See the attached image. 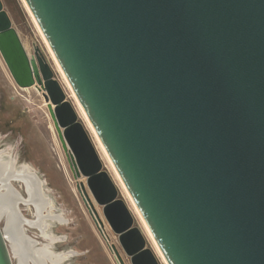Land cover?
Here are the masks:
<instances>
[{"label": "water", "instance_id": "water-1", "mask_svg": "<svg viewBox=\"0 0 264 264\" xmlns=\"http://www.w3.org/2000/svg\"><path fill=\"white\" fill-rule=\"evenodd\" d=\"M24 1L167 264H264V0ZM0 55L18 87L41 91L116 263L121 249L160 264L1 0ZM0 264H13L1 226Z\"/></svg>", "mask_w": 264, "mask_h": 264}, {"label": "rangeland", "instance_id": "rangeland-1", "mask_svg": "<svg viewBox=\"0 0 264 264\" xmlns=\"http://www.w3.org/2000/svg\"><path fill=\"white\" fill-rule=\"evenodd\" d=\"M1 1L4 10L8 13L12 21L13 27L19 33L20 38L29 53L33 54L35 48L41 51L46 62L52 69L54 78L58 80L62 86L67 100L74 106L78 114L79 121L82 122L87 130L90 139L92 140L94 146L96 147V151L102 160L104 169H106L113 182L118 187V197L122 198L130 211H132L135 217V225H138L144 233V236L147 239V245L154 251L159 263L167 264L165 259L164 262L157 253L156 248L151 241V238H153L152 235L150 238L144 229L143 218H139L133 209L130 199L120 186L113 169L105 159L91 130L87 126L85 119L79 113L78 106L74 99L75 94L71 92L72 89L69 83V86L65 83L61 74L62 70L61 72L58 70V63L56 65L57 61L55 57V60L52 58L53 53L36 21H34L35 19H33L32 14L29 13L22 0ZM77 103L79 104L78 100ZM0 155L3 156L4 160L12 158L13 161H15L17 168L22 165L29 166L43 182L42 188L48 195V199L52 200L51 202H53L54 211H59L64 215L66 223L54 224L52 231L58 237L57 242L53 246V250L55 252H72V255L65 261V264H117L114 256L108 250L106 242L97 231L79 193L77 192L75 187L76 181L72 177L66 156L58 139L57 132L54 128L53 121L49 115L46 102L41 91L35 86L28 88L18 87L12 79L1 55ZM115 172L117 173L116 169ZM119 180L121 181L120 177ZM13 186L24 195L22 187L15 182L13 183ZM133 204L135 205L134 202ZM20 208L26 218L32 217L30 210H27L23 205H21ZM135 208L137 209L136 205ZM97 209L99 210V208ZM3 224V220L0 219V226L2 227ZM105 231L109 236V243H114L118 246L117 237L107 226ZM27 232L32 237L37 239L39 244L44 241V239L39 236L37 230L28 229ZM148 232L151 234L149 229ZM120 253L125 264H130L129 259L124 255L121 249ZM12 262L13 264H16L14 257Z\"/></svg>", "mask_w": 264, "mask_h": 264}, {"label": "bare ground", "instance_id": "bare-ground-1", "mask_svg": "<svg viewBox=\"0 0 264 264\" xmlns=\"http://www.w3.org/2000/svg\"><path fill=\"white\" fill-rule=\"evenodd\" d=\"M23 1V3L26 5V3H25V1L24 0H22ZM26 8L28 9V7H27V5H26ZM28 11H29V13L31 14V12H30V10L28 9ZM34 19V18H33ZM35 21V20H34ZM52 58L54 59V56H53V54H52ZM55 60V59H54ZM56 62V61H55ZM56 65H57V62H56ZM57 68H58V70L61 72V69L59 68V66L57 65ZM61 74H62V76H63V78H64V80H65V83L67 84V86H69L68 85V82L66 81V79H65V77H64V75H63V73L61 72ZM71 92L73 93V91L71 90ZM74 99H75V102H76V104H77V106H78V109H79V113L81 114V116L85 119V122H86V124H87V126L89 127V129L91 130V132H92V134H93V136H94V138H95V140H96V142H97V144H98V146L100 147V149H101V151H102V153H103V155H104V157H105V159L107 160V162L109 163V165L111 166V168L113 169V172H114V174H115V176L117 177V179H118V181H119V183H120V186L123 188V190L126 192V194H127V196H128V198L130 199V202H131V204H132V206H133V209L135 210V212L137 213V215H138V217L140 218L141 216L139 215V213H138V211H137V209L135 208V205L133 204V202H132V199H131V197L129 196V194H128V192H127V190L125 189V187L123 186V184L121 183V181L119 180V177H118V175H117V173L115 172V169H114V167H113V165H112V163H111V161H110V159H109V157H108V155H107V153L105 152V149L103 148V146L101 145V143H100V141H99V139L97 138V136H96V134H95V132H94V130H93V128H92V126H91V124H90V122H89V120H88V118H87V116L85 115V113H84V111H83V109L81 108V106L77 103V100H76V98H75V96H74ZM11 179H14V180H20V182L21 181H23L25 184H26V189H27V192H28V195H29V199L31 198V200H32V198H35V199H37V200H39L40 199V195H39V193H38V188H37V185H36V183L38 184V186H39V188H40V186H42L41 184H43V182L40 180V178L36 175V173L34 172V171H32V169L29 167V166H27V165H22V166H20L19 168H17V166H16V163H15V161H13V159L12 158H9L8 160H4V158H3V156L2 155H0V219H3V218H5V219H8L9 217L10 218H12L13 217V208L10 206V204H9V206H8V202H7V200H8V198H7V195L8 194H10L9 192L10 191H12L13 193H15L16 195H18V197H17V200H18V198H21L22 199V197H20V194L18 193V192H16V189L12 186V184L10 183V180ZM16 183V182H15ZM18 183H19V181H18ZM21 186H23V184L21 185ZM24 193V192H23ZM45 194V193H44ZM46 195V194H45ZM20 199V200H21ZM46 199V198H45ZM16 200V201H17ZM15 201V202H16ZM22 201V200H21ZM12 202V201H11ZM20 202V201H19ZM46 202V201H45ZM37 203V202H36ZM14 204V203H13ZM18 204V203H17ZM38 204V203H37ZM49 204V207H48V209H47V213L49 214H47L49 217H52V216H55V218H57L59 221L60 220H62V218H61V215H53L52 213H51V209H52V203L50 202V203H48ZM48 206V205H47ZM34 207V206H33ZM32 209V208H31ZM46 209V208H45ZM17 212H18V210H17ZM58 214V213H57ZM4 220V219H3ZM36 220V219H35ZM38 220V219H37ZM36 220V221H37ZM141 221H143L142 219H140ZM5 221V220H4ZM25 221V220H24ZM39 221V220H38ZM10 222V221H9ZM8 222V223H9ZM22 222V221H21ZM24 223V222H23ZM38 223V222H37ZM13 224V223H12ZM62 224H64V223H62ZM16 225H17V223H16ZM49 225V223L47 222V221H45V220H42L41 221V229H42V234L44 235V234H46V227ZM15 226V225H14ZM143 226H144V229L146 230V232L148 233V235H149V237L151 238V234H149V232H148V229H147V227H146V225H145V223H144V221H143ZM21 227V226H20ZM36 227V226H35ZM53 227V226H52ZM3 228V230L5 229L4 227H2ZM12 228V227H11ZM15 229V228H14ZM16 229H18L17 227H16ZM15 229V230H16ZM22 229H23V227H22ZM12 229H10V231H11ZM21 230V229H20ZM26 230V229H25ZM13 231V230H12ZM19 230H17V231H15L14 233H12V235L10 234V235H8V234H6V232H5V230H4V237H5V239L6 238H8L9 240H10V250H11V257L13 256L14 257V260H15V263L16 264H22V260H21V245H20V240H19V237L21 236H19ZM10 233V232H9ZM27 235V234H26ZM42 235V236H43ZM40 236V235H39ZM24 238V237H23ZM22 239V238H21ZM23 241V240H22ZM22 241H21V243H22ZM151 241L153 242V244H154V246H155V248H156V251H157V253L159 254V256L161 257V259L164 261V257L162 256V254H161V251L159 250V248H158V246H157V244L155 243V241L153 240V238H151ZM38 242V241H37ZM31 243V242H30ZM33 243V242H32ZM53 243V242H52ZM9 244V243H8ZM22 244H25V243H22ZM34 244V243H33ZM40 245V244H39ZM43 245V244H42ZM26 246V244L23 246V247H25ZM35 246V245H34ZM27 247V246H26ZM37 248V247H36ZM34 249V248H33ZM48 250V247H46V246H42V247H40V248H38V249H36V252H37V255H38V257H39V260L41 259V260H46V259H49L50 261H51V264H56V262H57V264L59 263V261H58V257H59V254H62V253H59L58 254V257H51L50 256V254H48V253H46V251ZM32 251V250H31ZM30 253V252H29ZM28 254V253H27ZM65 254H67V253H65ZM64 254V255H65ZM33 255V254H32ZM68 255V254H67ZM34 256V255H33ZM36 256V255H35ZM70 256V255H69ZM60 257H63L62 255L60 256ZM64 258V257H63ZM65 260H67V259H65ZM64 260V261H65ZM38 261V260H37ZM47 262V261H46ZM165 262V261H164ZM25 263V262H24ZM42 263V262H41ZM47 264V263H46ZM49 264V263H48ZM166 264V263H165Z\"/></svg>", "mask_w": 264, "mask_h": 264}, {"label": "flooded vegetation", "instance_id": "flooded-vegetation-1", "mask_svg": "<svg viewBox=\"0 0 264 264\" xmlns=\"http://www.w3.org/2000/svg\"><path fill=\"white\" fill-rule=\"evenodd\" d=\"M37 48H35L36 50ZM34 50V51H35ZM19 181V183H18ZM14 180V179H11L10 180V183L12 184L13 186V183L16 182L20 187H22L23 189V192H24V195L21 194V192L17 189H16V192H18L20 194V197L21 198H18L17 200V197L18 195H16L15 193H13L12 191H10L7 195V204L13 208V217L12 218H8V219H1L3 220L4 224L2 227H4L5 229V232L6 234L8 235H12V233H14L15 231L19 230V240H20V245H21V260H22V264H51V261L49 259H46V260H39V257L37 255V252H36V249L42 247V246H46L48 247V250L46 251V253L50 254L51 257H58V254L59 253H62V252H55L53 250V246L54 244L57 242L58 240V237L54 234V232L52 231V226L56 223L58 224H62V223H66L65 221V218H64V215L59 212V211H54V207H53V202H51L52 200H49L48 199V195L44 192L42 186H38V184L36 183L37 185V188H38V193L40 195V199L37 200L35 198H31L29 199V195H28V192H27V189H26V184L20 180ZM23 184V186H21ZM42 185V184H41ZM14 187V186H13ZM46 195H45V194ZM46 198V199H45ZM22 201H21V200ZM17 200V201H16ZM12 201V202H11ZM16 201V202H15ZM20 201V202H19ZM46 201V202H45ZM38 204H37V203ZM52 203V209H51V213L53 215H61V218L62 220H58L57 218H55V216H52V217H49L48 213H47V209L49 207V204L48 203ZM14 203V204H13ZM18 203V204H17ZM21 205H23L24 207H26L27 210H30L31 214H32V217L31 218H26L21 210ZM48 205V206H47ZM34 206V207H33ZM32 208V209H31ZM46 208V209H45ZM18 210V212H17ZM48 215H47V214ZM58 213V214H57ZM37 221H36V220ZM25 220V221H24ZM42 220H45L49 223V225L46 227V234H42V229H41V221ZM10 221V222H9ZM22 221V222H21ZM9 222V223H8ZM24 222V223H23ZM38 222V223H37ZM13 223V224H12ZM17 223V225H16ZM15 225V226H14ZM21 226V227H20ZM36 226V227H35ZM12 227V228H11ZM16 227L18 229H16ZM23 227V229H22ZM16 230H15V229ZM10 229H12L10 231ZM21 229V230H20ZM26 229V230H25ZM28 229H34V230H37V232L39 233L40 237L44 239V241L39 245V243L37 242L38 240L35 239L34 237H32L30 234H28L27 230ZM10 232V233H9ZM27 234V235H26ZM43 235V236H42ZM24 237V238H23ZM22 238V239H21ZM23 240V241H22ZM6 241H7V244L9 246V249H10V240L8 238H6ZM25 243L26 246L23 247L25 244H22L21 243ZM31 242V243H30ZM34 244H33V243ZM53 242V243H52ZM43 244V245H42ZM35 245V246H34ZM37 247V248H36ZM34 248V249H33ZM32 250V251H31ZM30 252V253H29ZM10 253H11V250H10ZM28 253V254H27ZM67 253V254H65ZM34 256H33V255ZM65 254V255H64ZM36 255V256H35ZM63 256V257H60V256ZM72 255V252H69V251H64L62 254H59V257H58V261L59 263L58 264H65V259H68L70 256ZM12 259H13V256H12ZM38 260V261H37ZM65 260V261H64ZM47 261V262H46ZM25 262V263H24ZM42 262V263H41ZM57 264V262H56Z\"/></svg>", "mask_w": 264, "mask_h": 264}]
</instances>
